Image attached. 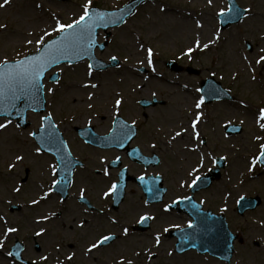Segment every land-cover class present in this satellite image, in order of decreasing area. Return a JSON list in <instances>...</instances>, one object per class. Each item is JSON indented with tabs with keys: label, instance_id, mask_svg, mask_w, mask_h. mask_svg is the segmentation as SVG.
<instances>
[{
	"label": "rangeland",
	"instance_id": "1",
	"mask_svg": "<svg viewBox=\"0 0 264 264\" xmlns=\"http://www.w3.org/2000/svg\"><path fill=\"white\" fill-rule=\"evenodd\" d=\"M127 1L129 0H93V5L96 3L101 8L116 9ZM3 2L4 0H0V4ZM238 2L242 7L251 9L248 16L240 23L220 30L216 13L221 8H227L226 0H213L211 6L208 5L207 0H152L142 6L123 26L112 30L109 46L99 54L106 60L111 56H117L121 61L119 66L92 71L91 76L87 74V62L76 66H60L57 68L61 72L60 83L47 80L46 96L48 113L61 125L70 139L75 136L72 130L74 125L92 124L102 130L109 127L117 112L115 100L122 97L119 113L128 119L142 118L141 134H151L150 140H143L140 137L137 142H149L150 145L151 142L164 141V144L159 141L157 148H152L151 145L146 148L147 152H152L154 149L163 157V162L156 171L163 174L165 186L169 191L167 199L171 201L188 193L187 187L182 188L180 183L183 176L189 179L187 173L191 171L192 165L196 164L198 157L203 155L206 158L204 170L212 164L213 157H225L227 165L221 180L206 192L196 194V198L207 197L206 208L211 207L214 210H219L229 202L232 208L229 213L230 228L240 234L244 241L236 244V258L229 264H264V203L259 209L243 217L235 214V206H233V200L242 193L258 194L264 202V172L256 166L249 170L252 167L253 157L259 152V145L264 143V139H256V137H264V130L257 123L258 110L264 107V65H254L256 79L252 80L247 61L242 58L248 56L249 60H254L260 48L264 47V0H238ZM84 3L86 0H10L8 5L0 7V25L7 26L0 28V59L7 57L9 60H15L35 51V38L42 34V29L51 31L56 18L62 23H70L82 13ZM197 21L202 27H197ZM29 33L32 35L30 36ZM217 33L220 35L219 40H215ZM55 35L56 33H53V37ZM197 37L202 44L210 40L215 42L206 50L195 51L191 58L183 55ZM28 39H33L32 45L27 44ZM248 41L252 44L251 50L248 49ZM141 45L143 48L140 47ZM149 47L155 53V71H152V67L146 62L141 63L146 56L144 49ZM171 58L177 60L179 64L191 65L199 70V74L192 75L185 72L179 76L170 73L164 62ZM142 67L147 68L149 73L141 72L139 69ZM210 76L231 89L235 99L204 105L199 110L203 112V116L197 130L203 133L200 135L201 140L203 135L207 137L204 145L193 139L190 128L188 132H183L181 137L172 140L175 133L188 128L194 118L193 113L197 111L194 102L199 97L196 89L201 79ZM167 79L179 82V85L169 83ZM93 83L97 88L83 86ZM153 93L159 99L166 100V104L158 105L154 111H149L148 118H151L149 121L142 115L145 110L140 107L138 100L153 98ZM89 94L93 96L91 101L88 100ZM89 103L93 105L92 108L88 107ZM41 116L39 113L31 114L30 126L26 129L16 128L13 122L6 130L0 131V216H4L10 226L19 229L15 234L18 238L29 241L30 249L27 251L29 258H37L39 264H57V259L63 264L94 262L116 264L121 256L125 261L132 260L133 264H226L215 260L207 261L202 255L201 257L195 254H177L174 251V242L162 233V228L175 222L182 224V218H177L178 216L172 212L164 211V205L168 201L148 207L151 213L144 212L147 207L140 198L139 192L135 191L134 185H131L132 190H129L130 193L119 211L111 210L107 205L110 197L100 205L99 193L107 190L110 185L109 178L96 176L94 170L103 168L101 156H113L115 152H109L108 155L90 152V148L79 149L75 143L76 152L81 158H87L89 167L86 171L81 170L79 177L82 179L77 187L87 186L90 196L96 205L98 203L97 207L103 210L104 214L90 216L92 222H89L84 229L72 223L75 222L74 218L65 215L63 218L67 223L71 222V225L63 227L61 222L58 236H53L50 232L37 237L36 240L41 244L42 250L36 252L32 249L34 245L32 235L41 228L34 222L36 213L40 210L43 211L40 215H43L48 210L47 204L52 205L47 201L37 209L36 206L33 208L30 206L32 204H29L33 197L41 192L40 186L43 183L47 188L45 178L49 177L47 173L49 159L33 154L37 145L28 135L39 127ZM229 121L240 123L243 130L234 135H227L224 126L229 124ZM213 127L217 128V131L212 132ZM78 144L81 145V142ZM192 147L198 148L192 151ZM16 154H23L25 161L23 164H18L11 174L7 165L14 162L13 158ZM35 157L36 161L44 160L45 165L37 170V173H34V165H32ZM21 166H28L33 172L21 192L13 196L11 190L22 177ZM140 171L141 168L131 169L133 174ZM43 173L45 178L42 176ZM36 180H40L39 186L35 184ZM33 186L37 189L34 190ZM17 203H22L24 208L11 212L10 206ZM55 207H57L56 203H54ZM144 213L156 217L149 230L132 231L127 237L119 236L115 242L106 247L96 249L90 254L86 252L87 246L98 235L113 229H117L122 234L121 225L136 222L138 215ZM109 216L120 217V228L116 225H113V229L109 227L111 225ZM79 219L83 221L82 217ZM2 232L3 222L0 221V236ZM158 232L161 233L162 242L156 246L153 237ZM13 240L14 235L11 234L5 242L4 249L0 250V264H17L6 255L9 251L8 245ZM57 245L60 246L59 250ZM70 245H74V248H69ZM147 249H151L154 254L151 260L148 259ZM74 251V259L68 261L66 256ZM136 252H139L140 256L137 257ZM42 255H47L48 260H40Z\"/></svg>",
	"mask_w": 264,
	"mask_h": 264
},
{
	"label": "snow or ice",
	"instance_id": "2",
	"mask_svg": "<svg viewBox=\"0 0 264 264\" xmlns=\"http://www.w3.org/2000/svg\"><path fill=\"white\" fill-rule=\"evenodd\" d=\"M10 3V0H4L3 4H0V7H4ZM209 6L213 4V0H207ZM37 7H41L37 5ZM128 11L131 13V8L121 9L117 11H103L93 9V0H86V3L82 6V13L78 18L73 19L70 23H62L60 19H54V23L51 26V31L42 29V34L35 38V51L32 54L25 55L21 59L9 60L7 57L0 59V131L6 130L9 125L13 124L14 117H24L25 113L31 109L33 112L37 111L39 108L44 107V84L42 80L45 74L53 67L60 66L62 62H67L69 65L72 64L74 60H82L85 56L89 57L91 60H95L93 55V49L97 46V33L98 28L107 29L110 24H117L118 22L123 23V16L120 15L123 11ZM251 9H245L244 13L250 12ZM217 17H222L223 22H229L233 18H239L242 13L240 8L236 5L234 0H229L227 8H221L217 13ZM6 25H0V28H6ZM197 27H202L199 21H197ZM53 33H56L53 37ZM31 36L32 33H29ZM48 37L49 39H45ZM220 35L217 33L215 35V40H219ZM27 44L32 45L33 39H28ZM214 40H210L208 43H201V40L197 37L192 46H189L183 55L191 58L192 54L197 50H206L209 48L211 43H214ZM103 47V45H100ZM143 48V45L140 46ZM146 51L145 60L141 63H147L148 66L152 67V71H155L154 66V50L152 48L144 49ZM243 60L247 61V67L251 73V79H256V68L254 65H264V47L260 48L257 57L254 60H249L248 56H243ZM110 59L115 62L118 60L117 56H111ZM88 76L92 75V70L94 68L93 63L87 64ZM235 78V77H234ZM55 82L60 83L59 79L56 78ZM85 88H97L96 84H85ZM187 87V85H185ZM48 91H53V89H48ZM197 92L202 93L194 102V108L197 110L193 113V119L191 120L188 128H184L183 131H177L172 137V140H175L177 137H181L183 132H188L189 128L191 129L190 135L194 140L203 142L200 137V132L197 130L198 124H200L203 112L199 111L205 105V95L203 89H196ZM210 96H219L221 93L215 89L211 88L207 93ZM226 94V93H225ZM155 95V93H153ZM93 99L92 94L88 95V100ZM122 104V97L115 100V108L117 109L116 116H119V108ZM92 104L89 103L88 107L92 108ZM51 114L42 115L40 117V125L38 130L28 133L30 137L38 141V146L35 147L34 151L37 156L43 155L44 151L52 152L53 150L56 153V163H50L48 165L50 169V175L52 177L50 185L47 187V190L43 191V195L31 200L32 205L40 204L41 200H47L50 195L55 191L64 192V190L71 186L72 181L69 179V176L66 173V169H71L79 161H74L72 159V152L68 149L67 143L55 135V131L58 126L52 123ZM264 107L258 110L257 123L259 127L264 130ZM90 123V122H89ZM114 125H120L121 131L117 133V129L114 127L112 133L108 136H105L103 140L106 144H114L118 148H122L125 143L135 135V121L132 125L129 126L127 123L120 121L119 119H114ZM229 124L231 121L228 122ZM243 123V121H241ZM16 128L20 127V124L15 125ZM227 127V125H225ZM52 129V131H49ZM127 129V131H124ZM256 139L261 140L264 137H256ZM171 143V141H169ZM153 148L156 147L155 144L152 145ZM192 151H196V148H192ZM14 162H10L7 165L9 172H12L13 169L17 167L18 164H23L25 161V156L23 154H16L14 156ZM221 159H226L221 157ZM121 161V157L117 156L114 161L109 163L115 165ZM146 163L149 161H145ZM257 162L264 163V143L259 145V155L253 157L251 164L252 167L250 171L256 166ZM204 166V156L201 155L198 166H193L191 171L187 173L190 178V183L185 182L181 183V187L187 186L188 188L195 189L198 185V182L201 181L202 177L198 174L200 168ZM105 176H109L110 173L108 168L103 169ZM124 179V171H121L118 174V177L115 181H112L108 186L107 190L103 192V197L107 199L110 196L116 195L119 196L124 185L121 183ZM141 184L145 185V190L148 192H153L154 189L149 187V181L145 179L143 175L137 178ZM158 177L152 178V184ZM42 189L44 185L40 186ZM14 192L20 193L22 187L19 185H14ZM158 191V189H155ZM240 199H243L241 197ZM79 200L87 203L85 196V189H80ZM181 200H191L189 196L177 197L173 204L179 203ZM145 204H148L149 201L145 200ZM196 207V205H193ZM171 208V205L166 204L164 206V211L167 212ZM87 211V209H85ZM222 211H227V207L222 209ZM56 213L52 212L51 216H55ZM50 219L48 215H42L35 220V223L40 224L43 221ZM155 216H151L147 213L141 214L138 216L137 223L144 224L147 221L155 220ZM0 221L3 222V232L0 236V250L4 249L5 242L8 237L19 231L17 227L10 226L8 220L4 216H0ZM112 224H119V220L116 218H110ZM87 221H81L78 225L80 228H83ZM177 229H180L183 232V229L179 225H173ZM188 228H193L194 225L189 222L187 225ZM121 231L123 236L127 237L129 235V227L121 225ZM170 231L169 227H163L162 233H168ZM47 229L41 227L39 231L35 232L37 237L45 235ZM186 238V237H185ZM115 236L113 234H100L98 235L86 248L87 253H92L94 250L99 249L102 246L107 245L109 242L113 241ZM154 244L159 246L162 242L161 233L158 232L153 237ZM59 247V246H58ZM15 251H8L7 255L9 257L15 256L20 258V253L22 249L19 245L15 246ZM148 259L151 260L154 254L151 252V249H147ZM135 255L140 256L139 252H136ZM171 255V253H169ZM75 253L69 254L66 256L68 261L74 259ZM40 260H48L47 255H42ZM32 264H37L36 261H32ZM57 264H63L62 261L57 259ZM116 264H133L132 260L125 261V258L121 256L119 260L116 261Z\"/></svg>",
	"mask_w": 264,
	"mask_h": 264
},
{
	"label": "water",
	"instance_id": "3",
	"mask_svg": "<svg viewBox=\"0 0 264 264\" xmlns=\"http://www.w3.org/2000/svg\"><path fill=\"white\" fill-rule=\"evenodd\" d=\"M133 6L135 4H132ZM131 5V6H132ZM123 14V13H121ZM124 15V14H123ZM43 108H39L38 110H43ZM66 173L69 172V169L65 170ZM70 178V175H69ZM209 220V219H207ZM210 229V228H208ZM207 239L202 240L200 242L195 241L190 239L189 241V247H198L199 249L203 248V247H208L210 248L209 250H211L213 253L223 257V258H229L231 256L232 253V240L234 237H232L231 235L227 234L226 229L223 226H218L215 227L214 232H212V234L209 232L207 234ZM212 236V238H211Z\"/></svg>",
	"mask_w": 264,
	"mask_h": 264
}]
</instances>
